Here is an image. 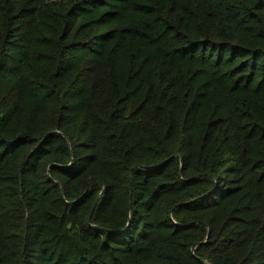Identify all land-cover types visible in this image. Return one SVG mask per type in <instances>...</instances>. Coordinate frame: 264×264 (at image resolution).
<instances>
[{
	"label": "trees",
	"instance_id": "trees-1",
	"mask_svg": "<svg viewBox=\"0 0 264 264\" xmlns=\"http://www.w3.org/2000/svg\"><path fill=\"white\" fill-rule=\"evenodd\" d=\"M0 264H264V0H0Z\"/></svg>",
	"mask_w": 264,
	"mask_h": 264
},
{
	"label": "water",
	"instance_id": "water-1",
	"mask_svg": "<svg viewBox=\"0 0 264 264\" xmlns=\"http://www.w3.org/2000/svg\"><path fill=\"white\" fill-rule=\"evenodd\" d=\"M19 178H20V185H21V166H20V168H19Z\"/></svg>",
	"mask_w": 264,
	"mask_h": 264
}]
</instances>
